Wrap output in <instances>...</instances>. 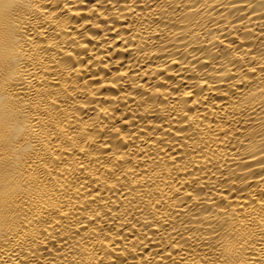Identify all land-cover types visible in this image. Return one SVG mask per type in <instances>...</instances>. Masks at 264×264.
Returning a JSON list of instances; mask_svg holds the SVG:
<instances>
[{
	"label": "bare ground",
	"instance_id": "obj_1",
	"mask_svg": "<svg viewBox=\"0 0 264 264\" xmlns=\"http://www.w3.org/2000/svg\"><path fill=\"white\" fill-rule=\"evenodd\" d=\"M0 264H264V0H0Z\"/></svg>",
	"mask_w": 264,
	"mask_h": 264
}]
</instances>
